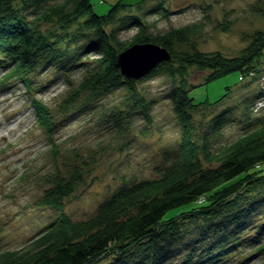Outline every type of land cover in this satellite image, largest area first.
<instances>
[{"label": "trees", "instance_id": "16d2710c", "mask_svg": "<svg viewBox=\"0 0 264 264\" xmlns=\"http://www.w3.org/2000/svg\"><path fill=\"white\" fill-rule=\"evenodd\" d=\"M145 1H119L106 14L97 15L91 0H0V55L8 66L4 81L19 80L30 93L36 71L54 68L64 73L93 53L97 58L91 61L92 68L69 100L81 97L90 104L125 87L131 112L120 120L139 113L150 122L152 101L136 88L138 80L120 74L116 56L130 45L154 43L166 48L171 60L139 80L157 74L171 79L167 96L182 133L178 155L159 177L121 185L84 220H72L63 211L65 199L83 180L82 172L74 169L67 176L55 175L39 205L59 215L23 248L0 252V264H100L104 260V264H210L249 241L244 236L247 229L257 231L250 241L258 243V251L264 249V116L252 111L260 89L243 104L247 130L214 147L210 136L220 132L230 111L219 114L197 139L193 113L211 104L193 103L189 91L196 86L189 85L185 76L188 69L197 68L210 71L205 83L235 72L242 79L257 80L263 67L264 30L255 32L235 57L198 50L177 56L173 45L198 36L204 24L150 34L137 14ZM153 11L160 18L170 15L162 1ZM130 29L135 34L121 41L119 33ZM234 89L227 87L212 105L223 102ZM32 101L37 120L50 138L53 124L48 110L41 101Z\"/></svg>", "mask_w": 264, "mask_h": 264}, {"label": "rangeland", "instance_id": "374dc122", "mask_svg": "<svg viewBox=\"0 0 264 264\" xmlns=\"http://www.w3.org/2000/svg\"><path fill=\"white\" fill-rule=\"evenodd\" d=\"M119 1L135 4L140 0H91V4L95 14L103 15ZM160 1L170 12L166 18L151 12ZM137 14L153 35L188 24H204L198 36L173 45L172 52L177 56L198 50L235 57L255 32L264 30V0H146ZM135 32L121 31L120 40L129 41ZM95 58L97 55L90 53L64 73L54 68L36 71L28 93L19 80H3L8 66L0 55V252L23 248L57 218L59 211L39 205L55 175L67 176L74 169L82 172V182L65 199L63 207L72 220L79 221L93 215L121 185L159 177L180 151L181 127L167 96L172 81L166 75L136 82L140 93L152 101L150 122L139 113L120 120L124 113L131 112L125 87L90 104L81 97L69 100ZM262 66L261 70L264 63ZM209 73L190 68L185 75L187 83L196 86L189 91L193 103L211 104L193 113L194 134L201 139L212 121L229 110L220 132L210 136L214 147L223 146L249 127L243 104L255 96L264 79L260 75L255 81L246 80L235 72L205 83ZM234 86L227 99L212 105L227 87ZM32 98L48 110L53 124L50 138L37 120ZM256 232L247 229L244 236L251 240ZM250 240L222 261L210 264H264V249L258 251V243Z\"/></svg>", "mask_w": 264, "mask_h": 264}, {"label": "water", "instance_id": "95a60500", "mask_svg": "<svg viewBox=\"0 0 264 264\" xmlns=\"http://www.w3.org/2000/svg\"><path fill=\"white\" fill-rule=\"evenodd\" d=\"M171 60L170 52L154 43L133 44L120 51L116 64L125 79L139 80L160 63Z\"/></svg>", "mask_w": 264, "mask_h": 264}, {"label": "built area", "instance_id": "2783aa9c", "mask_svg": "<svg viewBox=\"0 0 264 264\" xmlns=\"http://www.w3.org/2000/svg\"><path fill=\"white\" fill-rule=\"evenodd\" d=\"M260 75L264 79V68L262 69V73ZM260 75H259V77H260ZM259 89H260L261 93L258 96V98L255 100V104L253 105V109L252 110H253L254 114L263 115L264 116V81L261 84V87Z\"/></svg>", "mask_w": 264, "mask_h": 264}]
</instances>
